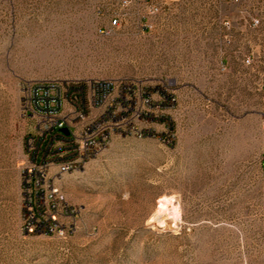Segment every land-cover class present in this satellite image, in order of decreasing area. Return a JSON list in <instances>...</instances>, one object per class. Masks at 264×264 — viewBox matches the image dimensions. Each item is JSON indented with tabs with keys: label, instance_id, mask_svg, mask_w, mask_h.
Masks as SVG:
<instances>
[{
	"label": "rangeland",
	"instance_id": "1",
	"mask_svg": "<svg viewBox=\"0 0 264 264\" xmlns=\"http://www.w3.org/2000/svg\"><path fill=\"white\" fill-rule=\"evenodd\" d=\"M158 7L146 31L110 26L134 8L116 0H0V264H264V71L219 65L210 6ZM44 80L127 83L150 104L124 119L132 134L55 177L71 213L31 235L20 107Z\"/></svg>",
	"mask_w": 264,
	"mask_h": 264
},
{
	"label": "built area",
	"instance_id": "2",
	"mask_svg": "<svg viewBox=\"0 0 264 264\" xmlns=\"http://www.w3.org/2000/svg\"><path fill=\"white\" fill-rule=\"evenodd\" d=\"M238 2L239 0H220ZM131 13H115L110 26L130 18L143 23L157 15L164 0H116ZM260 20L253 19L252 25ZM228 39L225 37V43ZM244 69L252 65L243 60ZM250 72L248 73V76ZM264 93V79L261 81ZM21 115L31 123L24 137L26 166L22 171V230L31 235H48L61 228V220L71 213L54 179L60 170L78 171L95 155L107 148L113 135L132 134L124 119L146 117L150 104L147 93L137 92L127 83L107 81L44 80L27 84L23 89ZM65 131V132H64ZM136 132H134L135 134ZM137 134V133H136Z\"/></svg>",
	"mask_w": 264,
	"mask_h": 264
},
{
	"label": "crops",
	"instance_id": "3",
	"mask_svg": "<svg viewBox=\"0 0 264 264\" xmlns=\"http://www.w3.org/2000/svg\"><path fill=\"white\" fill-rule=\"evenodd\" d=\"M200 7L210 6L211 32L219 39L222 35L228 39L224 51L220 54L219 65L227 70L244 69L243 60L249 56L251 72L258 74L264 71V0H239L225 2L220 0H196ZM202 12V11H201ZM204 17L201 14L200 19ZM259 19L257 26L253 19ZM203 21V20H202ZM263 73L259 80H263Z\"/></svg>",
	"mask_w": 264,
	"mask_h": 264
},
{
	"label": "bare ground",
	"instance_id": "4",
	"mask_svg": "<svg viewBox=\"0 0 264 264\" xmlns=\"http://www.w3.org/2000/svg\"><path fill=\"white\" fill-rule=\"evenodd\" d=\"M69 172H74V171H70V170H60V175L65 174V173H69ZM168 202V201H165ZM171 204V203H170ZM169 204V206H170ZM164 207V206H163ZM172 208V207H171Z\"/></svg>",
	"mask_w": 264,
	"mask_h": 264
},
{
	"label": "water",
	"instance_id": "5",
	"mask_svg": "<svg viewBox=\"0 0 264 264\" xmlns=\"http://www.w3.org/2000/svg\"><path fill=\"white\" fill-rule=\"evenodd\" d=\"M65 132V131H64Z\"/></svg>",
	"mask_w": 264,
	"mask_h": 264
}]
</instances>
